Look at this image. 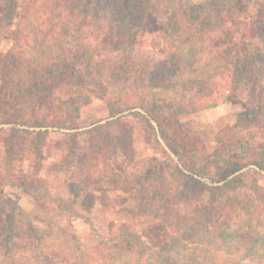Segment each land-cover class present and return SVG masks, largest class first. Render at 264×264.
Listing matches in <instances>:
<instances>
[{
	"label": "trees",
	"instance_id": "obj_1",
	"mask_svg": "<svg viewBox=\"0 0 264 264\" xmlns=\"http://www.w3.org/2000/svg\"><path fill=\"white\" fill-rule=\"evenodd\" d=\"M249 2L209 0L182 7L175 0H0V39H13L7 52L0 51L7 97L1 104L9 114L5 122L38 128L37 137L63 129L72 140L85 135L83 156L72 146L77 182L76 187L70 184L72 194L79 197L81 184L96 183L93 171L100 178L114 162L124 168L117 158L121 150L125 155L132 150L131 115L142 117L176 158L168 164L175 177L171 181L164 172L156 176L148 159L133 174L144 185L138 209L129 211L134 224L117 225L110 238L97 237L94 248L87 246L80 255L73 249L82 244L64 237L55 252L58 258L65 256L71 264L97 258L101 264H121L124 253L118 250L125 243L139 256L128 264H238L221 252L233 246L243 258L256 257L264 264V188L252 183L249 192L241 191L249 184L240 175L248 165L264 173V150L263 155L250 152L252 131L264 117V2L255 15L249 14ZM153 34L161 38L168 58L139 64L134 53ZM228 78L246 86L251 105L246 103L236 121L217 132L211 152L197 144V150L188 149L187 135L178 137L173 121L231 101L225 94L197 96L198 91L220 94ZM63 84L106 99L110 118L81 130L79 105L72 99L55 104L54 91ZM36 156L41 163L40 149ZM28 185L30 177L6 161L0 170V264H28L17 251L23 235L33 232L38 244L45 242L33 218L54 229L48 215L31 213L3 194L11 186L32 195ZM85 196L84 208H91L94 197ZM83 219L94 226L90 217Z\"/></svg>",
	"mask_w": 264,
	"mask_h": 264
},
{
	"label": "rangeland",
	"instance_id": "obj_2",
	"mask_svg": "<svg viewBox=\"0 0 264 264\" xmlns=\"http://www.w3.org/2000/svg\"><path fill=\"white\" fill-rule=\"evenodd\" d=\"M207 1L209 0H175V4L183 7L191 3ZM263 2L264 0H250L249 14L255 15ZM22 10L23 6L19 8L18 14ZM148 38V42L136 49L134 53V58L138 63H153L168 58L161 38L156 34L150 35ZM12 46V38L0 39V51L7 52ZM5 75L7 74L5 73ZM5 79L6 76L0 69V170L4 168L6 161L11 160L19 175L26 174L30 177L32 185H28V189L32 195L11 186L5 187L3 194L17 200L24 209L31 213L48 215L55 223L52 231L44 221L33 218V223L40 230L45 242L38 244L33 232L21 237L23 244L17 248V251L26 255L28 264H71L67 261V257L58 258L56 256L55 252L62 238H68L72 243H81L80 250L75 248L78 245L73 249L76 255H80L81 251L87 249V246L94 248L97 237L110 238L111 229L116 230L123 223L134 224L130 219L132 214L129 211L138 209L143 198L144 185L137 183L133 174L140 173L144 169L145 163L142 160L148 159L146 161H148L149 167H154L153 172L156 176L160 175V172H164L169 181L175 178L167 169L168 164H175L176 158L170 153L164 140L162 138L157 140L142 117L131 115L127 119L134 129L131 139L132 150L127 152L128 157L121 150V155L117 158L124 168L121 169L120 165L114 162L109 168V172L106 173L102 168L100 172L106 174L103 176L101 174L100 178L97 176L99 172L93 171L92 178L96 183L81 184L79 186L81 194L79 197L75 196L70 191V184L72 183L76 187L75 183H77L74 181V170L76 169L70 163L73 157L71 156L72 146L75 143L78 147L77 151L83 156V150L87 149L85 135L80 134L72 140L67 134L68 130L63 129L52 131L46 137L40 135L37 137L35 131L38 128L6 123L9 114L4 111L5 106L3 107L1 104V101L7 99L4 91ZM219 93L212 92L204 96L205 94L198 91L197 96L204 100L211 96L220 97L225 94L232 100L214 108L180 116L178 118L180 123L173 121L178 137L187 135L185 141L189 145L188 149L191 145L193 149L197 150L198 148L195 147L197 144L201 149L204 148L205 151L211 152L216 145L217 132L225 126L232 125L236 121L237 114L244 110L246 103L251 105L246 86L238 80L231 78L225 80L220 86ZM53 96L56 105L62 106L69 99L79 105L78 123L81 130L102 125L110 118L106 99L98 97L86 88L81 89L63 84L55 89ZM12 111L13 109H11ZM180 126L182 131L178 130ZM252 134L250 152L255 155L260 152L263 155L264 117L263 122L254 128ZM38 149L43 153V161L39 164L36 160ZM182 150L181 152H184ZM129 156L131 160L123 165ZM85 160L90 161V157H85ZM240 175L249 184V187H245L241 191L249 192L252 183H257L264 188V173L257 166L244 167L240 171ZM85 193H88L90 198L94 197L91 208H84V204L88 202ZM196 193L199 194L198 189H196ZM108 203L109 207H106ZM83 216L90 217L94 226L87 223ZM121 246L118 253L123 252L124 257L120 258L119 263L128 264L127 261L133 262L139 258L134 252H129L130 247H127L125 243H122ZM137 248L136 242L131 249ZM221 250V252H227L234 256L238 264H261V261L256 257L243 258L245 255L243 251H236L233 246L229 248L224 246ZM113 251L115 250L112 249L111 252ZM71 261L73 263L75 259L71 258ZM88 263L101 264L102 261L97 258L89 260Z\"/></svg>",
	"mask_w": 264,
	"mask_h": 264
},
{
	"label": "water",
	"instance_id": "obj_3",
	"mask_svg": "<svg viewBox=\"0 0 264 264\" xmlns=\"http://www.w3.org/2000/svg\"><path fill=\"white\" fill-rule=\"evenodd\" d=\"M225 182H226V179H225V180H222V181H220L218 184L222 185V184H224Z\"/></svg>",
	"mask_w": 264,
	"mask_h": 264
}]
</instances>
